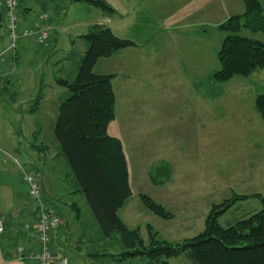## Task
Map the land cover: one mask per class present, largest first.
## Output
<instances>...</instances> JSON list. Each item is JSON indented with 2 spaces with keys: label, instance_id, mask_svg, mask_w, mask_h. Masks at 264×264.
Returning <instances> with one entry per match:
<instances>
[{
  "label": "rangeland",
  "instance_id": "obj_1",
  "mask_svg": "<svg viewBox=\"0 0 264 264\" xmlns=\"http://www.w3.org/2000/svg\"><path fill=\"white\" fill-rule=\"evenodd\" d=\"M35 1L34 15H47V18L40 17L38 23L40 21L41 24L32 25L46 29L49 39L41 46L36 40L35 43L27 38L31 42L29 48H25V44L23 46L24 40L18 39L15 47L18 60H12L10 54L13 50L8 49L10 43L5 35L6 20L0 0V170L11 167L13 173L21 168L29 169L24 167L21 154L26 151L34 158L36 150L30 146L39 147L43 143L51 152L59 149L53 127L58 106L69 92L56 85L55 78L73 79L87 45L81 35L88 31L86 24L95 18L94 13H101L98 7L84 1ZM179 1H143L138 2L137 7L134 3L136 11L133 15L140 22H150L152 27L142 35L137 30L122 35L123 39L135 40L139 46L151 43L150 55L146 58L152 59V63H159L152 67L153 73L138 75V81L144 84L141 91L135 92L141 96L140 101L147 99L145 105L136 107L138 119L134 126L141 130L140 135L134 138L128 136L129 110L121 121V138L132 193L118 209V215L128 228L139 229L146 244L149 239L147 225L156 232L158 240L180 242L203 230L205 217L213 205L236 196L247 197L237 200L218 218L219 224L228 226L261 208L259 199L252 195L264 197V121L255 108V97L264 92V68L250 76H237L225 82L210 80L211 73L220 67L217 51L223 34L217 27H203L206 30L198 33L200 37L197 36L202 52L198 60L203 71L198 69L195 73L184 74L176 61L186 60L176 59L173 51L177 50L179 41L178 35L173 33L176 26H180ZM106 2L113 6L112 0ZM260 2L264 9V0ZM204 13L201 7L195 18H201ZM167 20L173 30L168 36L163 30ZM189 32L191 39L196 33L193 30ZM179 33L184 36V33ZM241 34L264 42V32L242 30ZM30 36L36 38L34 34L27 37ZM201 42H205L206 48L215 44V51L210 48L205 52ZM161 43L163 52L159 57L157 46ZM178 44L181 46L180 42ZM187 45L190 44L184 43V46ZM156 52L157 56L154 55ZM143 53H147L146 48L139 52H122L110 60L102 58L95 70H115L124 74L128 72L129 58L143 61L146 59ZM164 66L167 71L173 69L174 72H156L160 67L164 70ZM192 78L195 87L190 80ZM38 96L41 97L39 110L24 114V110L33 107ZM19 109L24 115L16 112ZM197 112L201 116L198 119L194 116ZM108 133L112 134L110 128ZM61 159L65 164L62 165ZM164 160H169V163ZM161 164L170 175L167 181L157 185L151 182L150 173ZM51 174H54L52 178L59 177L61 187L70 188L72 182L77 184L62 155L57 160L56 172ZM153 174H156L155 171ZM140 194L161 204L172 217L164 219L147 210L140 201ZM9 197L0 193L3 207L11 204ZM75 198L81 206L82 218L86 219L91 213L84 195L80 193ZM98 235L101 237L99 229ZM113 237L91 243L93 251L97 252L92 264H136L145 261L141 257L120 260L119 255L125 248L116 240L117 235L116 239ZM68 254L72 256V252ZM80 259L75 255L72 263L79 264ZM166 261L168 264H191L185 254Z\"/></svg>",
  "mask_w": 264,
  "mask_h": 264
},
{
  "label": "trees",
  "instance_id": "obj_2",
  "mask_svg": "<svg viewBox=\"0 0 264 264\" xmlns=\"http://www.w3.org/2000/svg\"><path fill=\"white\" fill-rule=\"evenodd\" d=\"M73 1L87 2L106 15L114 13L104 0ZM240 1L244 12L230 16L217 27L223 37L217 51L220 67L211 73L209 79L212 81L247 77L264 68V42L241 34L242 30L264 32V9L260 0ZM81 37L86 40L87 48L79 59L75 77L71 80L55 78V83L67 89L69 95L58 106L53 133L59 144V154L74 175L100 233L105 239L117 235L125 248L119 259L141 257L145 261L136 264H168L167 259L185 254L191 264H264V197L258 194L252 196L259 199L261 208L228 226L219 224L218 218L237 200L247 197L236 196L213 205L205 217L203 230L180 242L158 240L156 232L147 225L149 239L146 244L138 228L125 225L118 209L132 191L122 143L119 137L108 133V126L115 118L113 75L96 74L92 69L97 60L109 58L135 43L116 36L108 26L101 24L91 25ZM40 98L34 99L31 112L37 108ZM255 108L264 121V92L255 97ZM155 168L150 173L151 182L158 185L169 179V170L165 166L161 164ZM24 174L35 177L41 190L40 199L52 207L43 196L38 175L26 170L22 171L21 177ZM139 197L142 205L158 217H172L149 196L140 194ZM31 202L37 218L35 202Z\"/></svg>",
  "mask_w": 264,
  "mask_h": 264
},
{
  "label": "crops",
  "instance_id": "obj_3",
  "mask_svg": "<svg viewBox=\"0 0 264 264\" xmlns=\"http://www.w3.org/2000/svg\"><path fill=\"white\" fill-rule=\"evenodd\" d=\"M105 2L107 0H104ZM114 9V13L112 15H106L102 11L101 13H94V19L90 20L86 24V27H89L94 24H101L108 26L113 34L122 38L123 33L130 32L131 30H137V33L141 35L148 31V28L152 27L150 22H140L133 13L138 5V2L143 1H150L152 0H112ZM160 1V0H157ZM2 2V0H1ZM35 0H18V7H17V14H18V33L19 36L17 37L16 41L24 40L23 46L25 44V48H29L31 42L27 41V38H31L32 42H35L36 38L34 39L32 36L27 37L23 36L21 33L23 30L26 29H41L40 27H35L32 24H41L40 21L38 23V19L40 20L41 15L38 17L34 15V9L36 7ZM82 2V1H78ZM107 3V2H106ZM109 3V2H108ZM110 4V3H109ZM108 4V5H109ZM243 4V3H242ZM41 9H43V5L40 2ZM179 16L180 17V26H176V32H173L178 35V43L180 42L181 46L177 43V50H173L175 52V57L185 58V62L176 61L180 65L181 71L185 74H191L198 71H203L202 66L200 65V55L202 54L200 48V37L198 34L204 33L207 27H218L220 23L228 19L232 15H239L242 14L244 11V5H241L239 0H180L179 4ZM204 9L205 13L201 18H195L198 15V11L200 8ZM4 8V6H2ZM153 10H151L152 14ZM45 13V12H43ZM47 14V13H46ZM200 17V16H199ZM50 23V21H49ZM164 25V24H163ZM166 30V36H168L170 31V24L168 20L166 25H164ZM206 27V28H203ZM174 29V30H175ZM6 30V28H5ZM194 34L193 38H189V31H192ZM184 33L182 36L178 32ZM223 34V33H222ZM7 40L10 39L8 37V33H5ZM29 36V35H28ZM223 37V36H222ZM15 46L12 49L13 53L10 54L12 60H18L17 50L15 51ZM134 43L135 40H131ZM189 43L190 45L184 46V43ZM36 43V42H35ZM201 44L206 48L205 42H201ZM40 45V44H38ZM22 46V47H23ZM42 46V45H41ZM46 46V45H45ZM24 48V49H25ZM87 48V45H86ZM83 51V54L86 50ZM147 49V53H143L142 56L146 58L150 49L152 48L151 43L145 44V46H139V44L135 43V46L129 47L127 49H123L113 56L106 58L108 60L114 58L118 54L122 52H139L141 50ZM204 48V49H205ZM212 49L213 52L215 51V44L210 45L209 48L205 49ZM181 49H186V51H181ZM157 51H159V57L163 52V43L157 46ZM156 52L154 55L157 56ZM6 54V52H4ZM205 56V54H204ZM163 57H161L162 59ZM197 58V61H196ZM101 60V59H99ZM97 60V62L99 61ZM129 66L128 72L118 73L115 70L105 71V70H98L96 71V64L93 66V72L96 74H112V88L114 91V98H115V118L109 124L108 130L112 131L111 135L117 136L120 138L122 143L123 151L125 154V146L122 140L121 134V121L124 120V114H127L129 110L128 116V128L130 130V138L137 137L140 135L139 128H136L134 124L136 123L137 118V106L138 105H145L147 103V99L145 101H140L141 96L135 92L136 90L141 91L143 82L138 81V75H145L153 73L154 66L158 65L156 62L152 63V59L148 60L147 58L143 61L138 62L137 59H130L129 58ZM163 61V59H162ZM8 62V61H7ZM6 63V62H5ZM9 66L10 63L8 62ZM7 64V65H8ZM78 66V65H77ZM76 66V71H77ZM171 71H167L166 67L164 66V70L160 67L156 69L157 73H170L174 72L173 69ZM76 71L73 74V78L75 77ZM105 71V72H103ZM63 78V77H59ZM67 79V78H63ZM71 80V79H67ZM191 82L194 84L193 78L190 79ZM10 85V82L7 83ZM211 84V83H209ZM57 85V84H56ZM195 87V84H194ZM211 97V96H209ZM43 100V99H41ZM140 101V102H139ZM126 103V104H125ZM41 104H38L37 108L34 109V113L39 110ZM119 108V110H118ZM17 113L20 115H24L27 112H31V108L28 110L19 109L16 110ZM133 113V114H132ZM139 113V112H138ZM131 114V115H130ZM57 115V112H56ZM195 117H199V113L197 115L194 114ZM56 117V116H55ZM195 118V120L197 121ZM202 120V119H201ZM127 124L124 127L127 128ZM199 126V125H198ZM140 127V125H139ZM163 127V125L161 126ZM28 150V149H27ZM36 153L34 158H31L26 151L23 152L22 157L25 161L23 164L24 167H28L29 169L21 168L19 171L17 170L16 173H13V169L11 167L5 168L0 170L1 173H8L13 175L18 181H21V173L22 171H32L36 173L41 181L42 192L44 198L52 205L53 209L59 214L61 223L57 227H55L52 231L51 237V250L53 253V264H59L62 259H66L67 264H73L74 256H79L81 259L79 260V264H92V258L96 255L93 251L91 243L94 241L96 242H103L105 239L102 234L101 237L98 235V225L92 215L86 217V219L82 218V211L81 206L77 203L76 198L81 193L78 190V185L75 182H72V186L70 188H64L59 185V177L52 178L51 172H56L57 170V160L60 158L59 150H55V152L49 151V147L40 143L39 147L35 148ZM30 152V150H28ZM126 157V154H125ZM127 159V158H126ZM169 163V160H164ZM27 162L29 164H27ZM62 165L63 159H61ZM27 165V166H26ZM128 166V165H127ZM129 174V173H128ZM130 184V182H129ZM0 193L4 196L10 195L11 204L9 206L3 207L0 204L1 215L0 218L3 220L4 223V232L0 234V264H36L32 259H19V255L17 252V248L21 247L26 252H36L38 250V241L37 235L33 229V225L36 221V213L35 207L33 203L28 199L26 193H18L11 187L3 184L0 182ZM47 195V196H46ZM86 202V201H85ZM87 203V202H86ZM88 206V205H87ZM90 210V209H89ZM26 226H31L30 229H26ZM100 231V230H99ZM113 239H116L113 237ZM109 240V239H108ZM118 240V239H116ZM119 241V240H118ZM72 252V256L68 254ZM95 253V254H94Z\"/></svg>",
  "mask_w": 264,
  "mask_h": 264
},
{
  "label": "built area",
  "instance_id": "obj_4",
  "mask_svg": "<svg viewBox=\"0 0 264 264\" xmlns=\"http://www.w3.org/2000/svg\"><path fill=\"white\" fill-rule=\"evenodd\" d=\"M4 6V18L6 20V31L10 39L8 49H13L15 41L19 36L18 28V0H3ZM42 19H46L47 15H43ZM23 36L34 34L36 36V42L43 45L49 39V34L46 29H38L36 32L34 29H26L21 33ZM21 180L28 187L27 196L35 202L37 209V218L33 225L34 231L37 233L39 249L36 252H25L21 247L17 249L19 259H32L36 264H53V253L51 250V232L55 227L60 225L61 219L55 213L53 208L40 199L41 190L39 183L35 177L31 174H24ZM31 226H26V229H30ZM4 231V223L0 218V234ZM59 264H67L66 259H62Z\"/></svg>",
  "mask_w": 264,
  "mask_h": 264
},
{
  "label": "water",
  "instance_id": "obj_5",
  "mask_svg": "<svg viewBox=\"0 0 264 264\" xmlns=\"http://www.w3.org/2000/svg\"><path fill=\"white\" fill-rule=\"evenodd\" d=\"M2 22V14L0 11V24ZM0 182L11 187L18 193H26L28 191V187L18 181L13 175L8 173H1L0 174Z\"/></svg>",
  "mask_w": 264,
  "mask_h": 264
}]
</instances>
